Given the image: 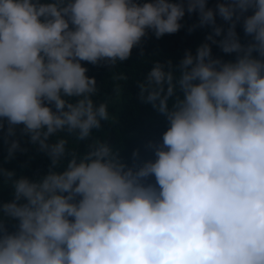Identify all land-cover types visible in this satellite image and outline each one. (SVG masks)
Instances as JSON below:
<instances>
[{
	"label": "clouds",
	"instance_id": "clouds-1",
	"mask_svg": "<svg viewBox=\"0 0 264 264\" xmlns=\"http://www.w3.org/2000/svg\"><path fill=\"white\" fill-rule=\"evenodd\" d=\"M186 13L199 18L189 31L211 32L139 83L168 127L147 145L155 159L129 166L93 136L111 117L84 62L127 61ZM5 125L50 163L37 179L0 168L13 190L0 202V264H264V0H0ZM18 150L11 140L7 159Z\"/></svg>",
	"mask_w": 264,
	"mask_h": 264
},
{
	"label": "trees",
	"instance_id": "trees-1",
	"mask_svg": "<svg viewBox=\"0 0 264 264\" xmlns=\"http://www.w3.org/2000/svg\"><path fill=\"white\" fill-rule=\"evenodd\" d=\"M217 0H208V6L214 7ZM198 14H187L181 21L184 25L175 34H165L157 39L152 32L142 40L141 45L134 47L131 57L122 63L118 62L110 67L103 61L98 65L84 62L89 77H95L98 84V93L94 98L97 103L107 102L110 120L102 123V128L93 133L97 139H107L109 144L120 150L129 166H139L149 159H155L153 151L147 148L149 142H162L163 133L168 123L151 104L139 99V83L146 78L154 62L166 64L169 60L176 64L183 58L185 50H192L205 42L206 36L211 32L210 27H197L193 31L189 28L198 23ZM217 23L223 21L217 17ZM237 33L241 42H246L241 25L237 26ZM219 39V37L217 38ZM213 57L223 60H233L235 54H224L218 46L212 45ZM5 128L0 130V168L15 173L14 179L26 176L37 179L48 171L49 159L39 151L38 145H33L28 136L21 135L19 128L14 137H7ZM18 140L22 149L17 151L9 160L8 148L11 140ZM76 142L69 138V147H75ZM138 151V157L133 152ZM154 183L155 178L150 181ZM11 185L0 177V202L13 199ZM9 231L14 230V224L8 225Z\"/></svg>",
	"mask_w": 264,
	"mask_h": 264
}]
</instances>
